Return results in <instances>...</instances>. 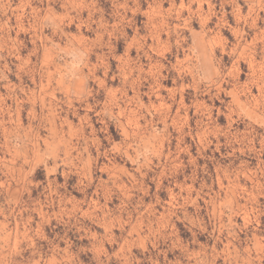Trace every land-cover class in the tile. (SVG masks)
Returning a JSON list of instances; mask_svg holds the SVG:
<instances>
[{
  "label": "rangeland",
  "instance_id": "obj_1",
  "mask_svg": "<svg viewBox=\"0 0 264 264\" xmlns=\"http://www.w3.org/2000/svg\"><path fill=\"white\" fill-rule=\"evenodd\" d=\"M13 231L40 264H264V0H0Z\"/></svg>",
  "mask_w": 264,
  "mask_h": 264
},
{
  "label": "clouds",
  "instance_id": "obj_2",
  "mask_svg": "<svg viewBox=\"0 0 264 264\" xmlns=\"http://www.w3.org/2000/svg\"><path fill=\"white\" fill-rule=\"evenodd\" d=\"M15 237V232L6 233L5 240L3 244H0V250H2L4 259L2 264H8V257H15L13 264H40L39 260L35 257L22 256L16 251V245L13 243ZM176 264H180L179 261Z\"/></svg>",
  "mask_w": 264,
  "mask_h": 264
}]
</instances>
